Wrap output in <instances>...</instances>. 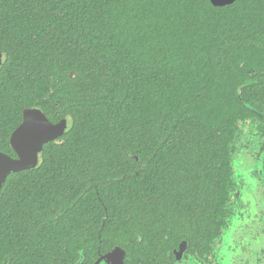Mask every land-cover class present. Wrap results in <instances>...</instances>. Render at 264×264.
I'll use <instances>...</instances> for the list:
<instances>
[{
  "label": "trees",
  "instance_id": "trees-1",
  "mask_svg": "<svg viewBox=\"0 0 264 264\" xmlns=\"http://www.w3.org/2000/svg\"><path fill=\"white\" fill-rule=\"evenodd\" d=\"M0 52V151L26 108L68 120L0 191V264H171L185 223H219L238 121L264 110V0H0Z\"/></svg>",
  "mask_w": 264,
  "mask_h": 264
},
{
  "label": "flooded vegetation",
  "instance_id": "flooded-vegetation-1",
  "mask_svg": "<svg viewBox=\"0 0 264 264\" xmlns=\"http://www.w3.org/2000/svg\"><path fill=\"white\" fill-rule=\"evenodd\" d=\"M248 108L252 112H247L250 114L239 119L237 132L231 140V170L229 177L226 178L228 184L224 185L223 173L215 179L216 186L220 190L218 196L229 197L228 204L223 209L226 212L220 217L219 212L213 209L220 221L210 232L207 231L210 226L207 222L185 223L190 239H182L177 246L168 251L169 256L173 258L171 264H264V110L260 113L249 106ZM196 209H201L205 218L209 217L206 205ZM62 215L63 212H54L55 218H60ZM161 225L157 224V226ZM178 225L180 224L176 222L169 224L172 228ZM124 226L133 230L126 232L127 236L136 234L135 240H142L141 234L136 233L134 223ZM193 229H199L200 232ZM104 241L105 238H98L99 244ZM116 247L105 253L98 251L91 257L92 260L83 256L81 261L80 248L66 255L57 254L55 259L58 260L57 264H97L103 256ZM121 248L125 251V263L129 264L128 251L124 247ZM21 261L24 260L18 259L15 255L12 256L11 261L3 264H25ZM25 261L30 263L29 260Z\"/></svg>",
  "mask_w": 264,
  "mask_h": 264
},
{
  "label": "water",
  "instance_id": "water-1",
  "mask_svg": "<svg viewBox=\"0 0 264 264\" xmlns=\"http://www.w3.org/2000/svg\"><path fill=\"white\" fill-rule=\"evenodd\" d=\"M210 1L213 6L224 7L234 4L237 0ZM3 62V54L0 52V69ZM67 128V119L53 123L42 109L26 108L22 123L10 137V145L16 153V157L0 151V191L11 174L36 168L40 164L44 146L62 137ZM105 262L107 264H126L125 251L121 247H116L112 252L103 256L97 264Z\"/></svg>",
  "mask_w": 264,
  "mask_h": 264
},
{
  "label": "rangeland",
  "instance_id": "rangeland-1",
  "mask_svg": "<svg viewBox=\"0 0 264 264\" xmlns=\"http://www.w3.org/2000/svg\"><path fill=\"white\" fill-rule=\"evenodd\" d=\"M226 264H228V263H226Z\"/></svg>",
  "mask_w": 264,
  "mask_h": 264
}]
</instances>
